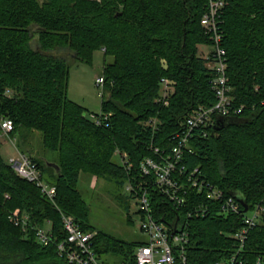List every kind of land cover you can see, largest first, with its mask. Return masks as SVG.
<instances>
[{
  "label": "trees",
  "instance_id": "1",
  "mask_svg": "<svg viewBox=\"0 0 264 264\" xmlns=\"http://www.w3.org/2000/svg\"><path fill=\"white\" fill-rule=\"evenodd\" d=\"M206 10L207 0H0V116L13 121L12 136L20 128L38 131L43 148L58 157L41 160L27 153L43 179V169L49 170V184L57 188L51 202L17 175L0 144V264H65L54 245H41L32 229L25 232L9 215L19 209L31 226L41 228L51 221L59 240L66 235L62 212L74 216L83 230L97 231L78 189L81 173L106 178L120 189L143 183L139 164L156 157L152 148L168 154L188 116L215 105L212 53L211 60L199 53V46H212L201 25ZM219 23L230 95L242 109L214 116L215 125L219 119L226 123L219 130L208 128L207 136L195 130L181 165L188 173L199 168L203 179L237 200L242 196L249 208H264V0H228ZM62 49L85 63L98 50L113 58L102 72L106 93L99 123L69 99L67 60L50 54ZM163 78L175 82L168 105L157 101ZM8 89L12 97L5 96ZM151 119L158 120L156 130ZM148 191L156 217L165 216L168 224L186 219L196 206L208 208L206 217L188 219L190 264H214L236 252L232 235L243 226L242 214H220L222 204L194 188L180 208L153 185ZM142 244L101 231L94 240L98 254L116 256L119 263L133 262ZM240 257L264 264V214Z\"/></svg>",
  "mask_w": 264,
  "mask_h": 264
},
{
  "label": "built area",
  "instance_id": "2",
  "mask_svg": "<svg viewBox=\"0 0 264 264\" xmlns=\"http://www.w3.org/2000/svg\"><path fill=\"white\" fill-rule=\"evenodd\" d=\"M227 4L228 0H207V10L201 20V25L212 42V51L207 59L211 60L212 53V61L209 65L215 72L213 79V89L216 94L215 105L209 108L200 107L193 111L187 118L184 130L175 136L177 142L168 154L157 147L152 148L156 157H146L140 162L138 178L144 182L137 185L129 182L125 186L138 203V211L142 216L140 231L145 237L142 240L143 244L136 249L133 255V262L113 263L104 260L94 246L97 231L83 230L72 215L61 213L66 234L65 238L61 240L54 234L51 221H48L46 226L41 228L31 226L29 217L22 215L19 209L9 215V218L16 225H21L25 232L32 229L41 245H54L57 255L65 264H190L188 219L195 216L206 217L209 213L208 208L201 205L196 206L193 211L188 212L186 219L180 220L178 218L177 221H169L170 224H168L165 216L156 217L152 208L148 185H153L164 199L178 208L186 204L188 189L194 188L198 192H206L208 199L220 202L222 204L220 214H242L243 226L239 232L232 235L238 246L236 252L229 259L214 264H247L242 260L240 254L250 231L260 223L264 208L261 205H256L254 208H250L248 212L242 213L243 206L241 203L235 197L225 194L203 179L199 168L188 173L187 168L181 165L184 152L195 130L202 129L207 136L208 128L215 125L214 116L225 117L239 114L242 109L233 105V98L228 86L226 52L222 47L223 36L219 19L221 11ZM104 83V77L99 76L97 86L102 88L101 97L105 95ZM174 91L175 82L163 78L157 101L168 105L169 97ZM13 94L14 92L10 89L5 92L7 97H12ZM96 121L99 123V120ZM149 123L154 126L155 130L157 129V119H151ZM0 127L1 140L4 135L10 136L14 129V123L12 120L0 116ZM9 163L19 177L35 184L47 199L55 202L57 188L45 182L41 169L29 154L18 150L17 155L12 157ZM123 164L127 166L128 170L132 168L126 157L123 159ZM256 264H261V261L258 260Z\"/></svg>",
  "mask_w": 264,
  "mask_h": 264
},
{
  "label": "rangeland",
  "instance_id": "3",
  "mask_svg": "<svg viewBox=\"0 0 264 264\" xmlns=\"http://www.w3.org/2000/svg\"><path fill=\"white\" fill-rule=\"evenodd\" d=\"M32 45L33 47L38 46L37 36H35ZM199 47L203 51L212 50V46L201 45ZM50 54L66 58L70 69L68 97L84 106L89 119L96 121V115L100 114L102 103L100 95L102 88L97 86V78L102 75L105 64L112 63L113 58L105 56L103 50L94 53L91 63L76 59L67 49L54 50ZM201 55L203 54L201 53ZM0 144L1 154L7 163L16 156L17 150L26 153L31 150L33 156L41 158V160L54 161L58 158L57 154L43 148L42 136L38 131L20 128L13 136L4 135ZM43 172L45 182L51 183L49 170L44 168ZM78 189L89 208V223L97 231L129 242L145 239L140 231L142 216L138 211V203L126 190V187L120 189L106 178L82 172ZM102 257L108 262H120L119 258L113 255Z\"/></svg>",
  "mask_w": 264,
  "mask_h": 264
},
{
  "label": "water",
  "instance_id": "4",
  "mask_svg": "<svg viewBox=\"0 0 264 264\" xmlns=\"http://www.w3.org/2000/svg\"><path fill=\"white\" fill-rule=\"evenodd\" d=\"M226 123V119H219L217 121V124L215 125V129L219 130L220 129V125L223 127ZM48 166L53 167L57 172H60V167L56 164V163H47ZM238 201L241 203V205L244 207V212H248L249 211V205L247 204V202L245 201V199L242 196H237Z\"/></svg>",
  "mask_w": 264,
  "mask_h": 264
},
{
  "label": "crops",
  "instance_id": "5",
  "mask_svg": "<svg viewBox=\"0 0 264 264\" xmlns=\"http://www.w3.org/2000/svg\"><path fill=\"white\" fill-rule=\"evenodd\" d=\"M211 51H212V50H210V51H203V50H201L200 47H199V53H200V55H201V53H202L203 55H201V56H203V57H207V56L210 54ZM10 136H12V135L10 134ZM17 151H18V150H17ZM19 151H21V150H19ZM21 152H24V151H21ZM24 153H26V152H24ZM28 153H31L32 156H33V153H32L31 150L28 151ZM16 155H17V153H16Z\"/></svg>",
  "mask_w": 264,
  "mask_h": 264
}]
</instances>
